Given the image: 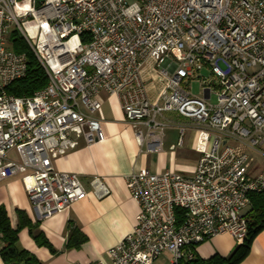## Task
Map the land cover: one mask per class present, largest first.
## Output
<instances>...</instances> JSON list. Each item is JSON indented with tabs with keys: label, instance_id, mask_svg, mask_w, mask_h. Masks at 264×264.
<instances>
[{
	"label": "built area",
	"instance_id": "1",
	"mask_svg": "<svg viewBox=\"0 0 264 264\" xmlns=\"http://www.w3.org/2000/svg\"><path fill=\"white\" fill-rule=\"evenodd\" d=\"M12 35L48 76L31 97L8 93L28 71ZM149 61L166 80L156 101L143 77ZM205 69L216 81L194 97L182 85ZM101 92L119 98L140 153L162 151L171 123L165 113L192 120L207 149L190 176L129 175L140 206L134 230L108 250V261L87 264H154L163 253L178 264L220 235L242 243L250 196L264 192V168L255 174L233 144L264 157V0H0V184L23 176L38 222L88 196L79 176L54 161L81 141H105L96 118ZM178 127L182 147L187 127ZM92 185L96 197L107 193L98 179Z\"/></svg>",
	"mask_w": 264,
	"mask_h": 264
},
{
	"label": "crops",
	"instance_id": "2",
	"mask_svg": "<svg viewBox=\"0 0 264 264\" xmlns=\"http://www.w3.org/2000/svg\"><path fill=\"white\" fill-rule=\"evenodd\" d=\"M143 77L149 97L153 101L158 100L166 87V80L160 77L155 61L147 63ZM101 98L102 108L96 118L101 123L105 141L89 146L81 141L76 149L54 161L56 170L79 176L87 198L73 204L62 214L38 222L23 176L0 184V207L6 209L12 227L18 228L20 221L17 212L24 211L35 227V233L48 242L49 247L38 245L27 228L19 233V249L30 253L40 264L108 261V250L134 230L140 212L139 204L131 198L127 188V177L140 169L154 174L174 170L190 176L198 163L200 151L207 149V138H202L192 120L185 118V123L168 124L160 153H140L135 131L126 121L119 98L106 92H101ZM180 125L187 127L182 147L177 146ZM261 170L254 169V173ZM95 179L101 181L107 191L101 198L95 195L92 185ZM74 230H77V234L72 238ZM238 244L232 235L224 234L200 245L197 254L203 259L216 254L227 257ZM0 264H4L1 254ZM241 264H264V230L254 241L248 258Z\"/></svg>",
	"mask_w": 264,
	"mask_h": 264
},
{
	"label": "trees",
	"instance_id": "3",
	"mask_svg": "<svg viewBox=\"0 0 264 264\" xmlns=\"http://www.w3.org/2000/svg\"><path fill=\"white\" fill-rule=\"evenodd\" d=\"M11 43L17 53L27 55L28 71L25 78L16 81L8 88V93L16 97H31L37 91L43 89L48 83V76L42 66L39 64L33 53L28 49L24 41L16 35H12ZM251 198V208L246 213L247 234L244 241L238 244L232 253L223 257L219 254L209 259L201 258L197 253L192 260H181L178 264H241L250 255L252 245L258 235L264 230V192L253 194ZM19 226L14 229L11 225L10 218L4 207H0V244L1 258L4 264H40L34 256L18 247L19 233L27 228L35 241L40 246L49 244L42 235H37L35 227L32 225L27 213L18 210ZM77 234L73 231L72 238ZM79 247V245H77Z\"/></svg>",
	"mask_w": 264,
	"mask_h": 264
},
{
	"label": "rangeland",
	"instance_id": "4",
	"mask_svg": "<svg viewBox=\"0 0 264 264\" xmlns=\"http://www.w3.org/2000/svg\"><path fill=\"white\" fill-rule=\"evenodd\" d=\"M129 4L138 3L141 4L142 0H128ZM216 81L211 72L207 69L201 71L196 77L188 79L182 85L184 89L188 90L190 94L194 97L202 98L204 96L203 88L204 86L212 85ZM211 103H216V96L213 95ZM166 120L174 123H185L187 119L180 116L178 113H165ZM236 149L246 153L250 158V164L256 170H261L264 168V157L260 155L257 151H254L248 147H241L237 144H233ZM172 256L169 253H163L157 260L156 264H170Z\"/></svg>",
	"mask_w": 264,
	"mask_h": 264
}]
</instances>
